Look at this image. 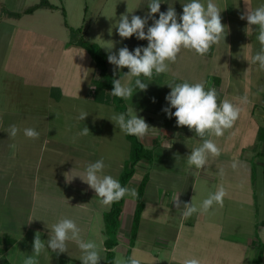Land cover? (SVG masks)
Here are the masks:
<instances>
[{"label":"rangeland","instance_id":"obj_1","mask_svg":"<svg viewBox=\"0 0 264 264\" xmlns=\"http://www.w3.org/2000/svg\"><path fill=\"white\" fill-rule=\"evenodd\" d=\"M40 1L42 0H0V118H2L3 122L18 118L20 126L34 128L40 135L43 133L41 136L39 135L38 139H35V142L38 145L42 142V139L45 142L44 148L52 146V149L49 152L39 147L35 152L43 150L49 160L53 161L55 158L54 163L57 164L58 172H65L66 168H68L67 165L70 163L62 158L59 152L54 150L52 141L55 140L56 136H52L49 131L68 134V149L76 147L78 152L81 150L86 151L87 149L91 150L92 148L97 150L93 157V163L103 159L106 165L105 170L109 169L110 171L104 174L111 175L119 180L130 159L132 147L127 134L122 132L110 118L114 114L123 112L117 110L112 104L89 100L88 95H85L89 86L94 99L96 88L91 78L97 77L98 72H96L94 59L86 49L78 45L67 46V42L71 39V33L65 25V21L75 29L83 26L85 38L99 43L108 54L109 50L107 48H112L111 52L117 56L122 47H128L130 51L134 52L136 47H147L148 41L137 39L135 35L131 38H121L117 24L119 18L124 14H128L129 19H131L132 15H138L141 18L148 16L150 11L147 7L148 0H48L55 5V8H39L32 14H23L20 18L11 17L4 13L5 10L22 12ZM216 1L222 2V0ZM226 1L231 7L234 5V0H223V3L225 4ZM162 2L161 12L166 13L169 6H173L179 18L183 14V3H187L189 0H162ZM202 2L206 4L207 1L202 0ZM219 2L218 4L220 5ZM249 2L252 6L251 9L264 4V0H249ZM221 6L223 7V5ZM155 18H159V13L155 14ZM153 23V19L149 18L146 31L147 27L152 26ZM244 23L246 25L237 27L236 31L244 35L247 41L249 38L250 46L233 54L231 84L228 95H224L222 90L221 92L217 91V93L220 99H227L239 105L242 109L241 116L236 124L232 129L226 131L230 135V145L233 147L235 143H238V138H241V131L243 129L246 130V127H248V135L242 136V138L245 137L246 147L251 148L250 146L255 142L257 151H264V142L258 144L255 132L257 126L260 128L264 124V70L259 69L258 63H252V57L259 51L261 45L256 39L257 26H250L247 30L249 27L248 21ZM179 61L190 62L189 60L180 59L179 56L175 65ZM108 65L114 70L118 69L121 72V69L116 68L110 62ZM193 65H198L199 67V64L195 63V61ZM194 67L192 66V68ZM192 68L189 67L187 72L190 77L193 76ZM203 69L206 70V67L204 66ZM125 70L128 69L126 68ZM112 73L116 74L117 72L112 71ZM238 74L244 75L243 77L247 79L244 83L245 86H243V92L238 85V78L240 77ZM88 80L90 81L88 82ZM52 84H61L64 91H66L59 100L55 98V96L58 98V94L55 96L51 94L49 85ZM147 84V90L139 91L137 89L134 91L132 98L128 100L122 99V104L126 107L129 106V110L132 111L133 115H138L144 119L146 116H144L145 114L140 107L137 106L139 104L144 107L150 106L154 108L162 105L170 107V103L166 100L170 91H163L160 84H151L150 82H147ZM131 86L134 87V85ZM217 86L215 77L211 76L206 89L217 88ZM244 97H247L246 103L242 102ZM256 104V116H254L256 119L253 118L251 120L249 117ZM160 110L164 112L163 107ZM172 111L174 113L175 109L173 108ZM81 113L88 114L85 120L80 118ZM171 119L175 121L176 117L173 115ZM85 127L89 129V133L81 135ZM178 127L180 128V126ZM50 135V143H46V141L48 142L46 138L47 136L49 138ZM198 139L201 138L197 137ZM71 141L76 145L71 144ZM239 142H242V140ZM94 144L97 145V148L94 147ZM199 146L197 144L196 147ZM251 150L248 154L249 158L247 157L248 162L237 165L233 171L235 175L232 178L233 180H228L232 185L230 189L240 190L241 195L243 194L245 197L250 194V188L253 190L255 203H249L250 199H244L243 202L240 201L236 206L227 204L229 214L238 216L237 219L244 215L243 220L245 221H249L252 218L255 219V217L264 218V155L258 153L257 156H254V150ZM31 154H33V151ZM245 154L247 156V153ZM177 155L175 157L178 159L177 163L179 164L176 167L179 168L174 169V172L167 173L165 177L168 175V178L166 177V179H170L176 184L184 183L186 185L187 183L191 185L195 179L197 181L199 177L206 174L204 169L198 172L197 169L190 168L188 173L184 172V165L186 164L184 162L188 157L184 156V154ZM83 168L85 169V166ZM211 168L210 170L212 171L213 167ZM136 169L137 173L145 174L144 164L138 163ZM252 169L255 175L253 182L250 173ZM145 170L150 171V167ZM212 173L214 174V171ZM219 175L215 182L225 179L228 174L221 170ZM203 177L205 178V176ZM133 180L134 177L129 181L127 188L137 191L138 183ZM242 181L243 184H240ZM246 181L249 182L250 186L246 184ZM12 189L14 188L8 189V197L12 196L14 192ZM96 198L98 200H95V203H98L100 208L102 204L99 197L95 196ZM126 198L133 203V200H131L133 197L126 196ZM7 202L5 204L0 201V242L3 249V252H0V264H5L6 260H9L6 257L8 253L4 251V248L9 247L13 239H17L20 234H25L21 242H18L11 252L15 258V263L11 261L12 264H23L24 258L31 256L34 251V247L31 249V230L27 227L28 205L25 204V211L27 210V212L21 210L18 213L14 212L13 205ZM97 212L102 214L104 212L103 208L101 207ZM12 215L16 218L12 219ZM227 223L229 229L233 228L231 227L233 220L230 217H227ZM94 225L97 227L94 228L89 241H94L98 245L100 251L103 252L101 264H106V252L102 250L101 243L102 239L108 238L105 233L104 216L94 220ZM159 225L160 223L157 220L154 222L149 221L146 230L143 229L141 232V238H145L151 243L152 252H156L157 243L162 242L161 238L163 237L160 236ZM234 228L238 232L230 231L228 238L242 239V242H248L249 239L256 238V241L259 242L257 234L252 233V229H248V227L240 229L238 221H236ZM26 229L27 231L24 232ZM187 229L188 227L181 231L183 235H185ZM1 230H4L5 233ZM190 235L191 233H189ZM187 238L185 240L181 238V244L188 243L186 242ZM164 239L165 242L172 240L171 234L165 235ZM123 245L122 243L117 250V260L120 261L127 260L126 254L122 252ZM252 248L254 250L250 248L247 252L246 260H248V264H251L252 254L258 253L257 247ZM49 252L52 253L51 250H48L37 258L38 264H66L70 260L65 253L58 255V253L54 252L53 262L47 258Z\"/></svg>","mask_w":264,"mask_h":264},{"label":"crops","instance_id":"obj_2","mask_svg":"<svg viewBox=\"0 0 264 264\" xmlns=\"http://www.w3.org/2000/svg\"><path fill=\"white\" fill-rule=\"evenodd\" d=\"M215 2L218 4L219 1L217 2L215 0ZM221 5H223V7ZM219 7L222 10V23L227 27L228 36L225 41H222L219 45L214 47L212 55L200 56L194 51L183 50L180 54V59L189 60V63L179 61L176 65L175 63L170 64V71L168 73L154 75L151 80L143 77H141V79L146 83L160 84L163 91L171 92V88L166 83H171L173 81L177 83L185 81L189 83L203 82L205 87H207L210 77L214 76L219 78L218 82L215 80L218 85L215 89L219 92L222 90L224 95H228L231 84V61L234 57L233 54L234 52L237 53L239 50L242 51L246 49L247 46H250L249 38L247 41L244 35L236 31V28L246 25L244 22H247V20L241 19V16L247 12L248 8L251 9L252 6L249 0H234V5H232V7L227 1L224 4L222 0ZM193 60L195 63L199 64V67L198 65H193ZM192 66L195 67L192 68ZM204 66L206 70L203 69ZM189 67L193 70L192 78L187 73ZM125 69H121V72H119L120 70H114V68L109 65V70H111V72L115 71L117 72L116 74L120 73L122 83L134 85L135 78L129 80L125 76L129 70ZM244 74L246 75V73ZM238 76H240L238 78V85L243 92V86H245L244 83L247 79L243 77L244 75L238 74ZM93 78L94 77H92L91 80ZM89 81L90 80H88V82ZM49 86L53 96L58 94V98L55 96L56 100H59L66 92L61 84H52ZM55 87H59L60 92L54 93L55 91H53V88ZM85 95H88L89 100L91 99L96 102L93 99V95H91L89 86ZM221 100L223 99L221 98ZM152 105H154V103H152ZM137 106H139L145 114L146 123L152 127L149 135L139 139L142 140L146 147L153 149V159L151 161L143 159L139 162L145 165V169L150 167V171L144 169L145 173L149 172L150 178L145 189V208L139 227L138 238L134 246H131L130 236L136 208V197L131 199L133 203L126 198L118 231V244L114 247L115 263L117 260V250L123 243L124 247L122 252L126 254V259L128 252L132 255L135 249L142 264H183V261L188 258H197L201 261V264H248V260H246L247 252L250 248L253 249L252 247H257L258 243H255L257 242L256 238L249 239L248 242H242V239L228 238V233L230 231L238 232V230L234 228V226H236V221H238L240 229L244 227L252 229V233H256L259 237V241L264 243V224L261 222L264 218L259 219L255 217V219L252 218L249 221H245L243 220V215L237 219L238 216H233L228 213L227 204L236 206L240 201L243 202L244 199H250L249 203H255V195L251 188L249 189L250 194L248 198L243 196V194L241 195L240 190L230 189L232 185L231 182H228V180L232 181V178L235 176L233 173L234 168L232 167L234 162H236L237 165L248 162V154L252 151L251 149L254 150V156H257L258 153H264L262 150L257 151L255 142L250 146L251 148L246 147L245 137L242 138V136L248 135L249 128L246 127V130L243 129L241 131V138H238V143H235L233 147L230 145V135L226 132L223 137H211L221 149V155L219 157L209 158V163L204 168L206 174L203 176H205V178L203 176L199 177V179L197 181L195 179L191 185L187 183L186 185L184 183L176 184V182L166 179L168 175L165 177L167 173L174 172V169L176 170L179 168L176 167L179 163H177L178 159L175 156H178L177 154H184V156L188 157L192 149L196 148L197 144H202V139L197 140L198 136L187 126L179 128L176 120L173 121L168 117L166 112L160 110L162 107L164 109L167 106L162 105L155 108L150 106L144 107L142 104ZM256 108L257 104L254 105L249 119L253 120V118H255ZM128 111L129 106H127V112ZM11 125H16L17 128L20 129L19 133L14 138L10 137L8 133ZM24 128L27 127L20 126L18 118L9 119L8 122H3L2 118H0V189H4L0 190L1 203L8 201L7 203L13 205V211L18 213H20L21 210L25 211V204L28 205L29 212L26 218L27 227L31 230V249L34 247V239L37 233H39L42 241L47 245V240L50 239L52 225L62 218L75 220L82 229L83 239L89 241L94 232V228L97 227L94 225V220H98L100 217L104 216L105 212L111 208V205H100V208L102 207L104 212H102V214L97 212V210L100 209L98 203H95V200H98L97 198L95 199L97 194L94 189L80 178L85 174V169L83 167L85 166L86 168L89 163H93V157L97 150L92 148L91 150L87 149L86 151L81 150L78 152L76 147H74V149H68V134H59L49 131L52 136H56L55 140L52 141V143H54V150L59 152L61 157L70 163L67 165L68 168H66L65 172H58L56 167L57 164L54 163L55 158L53 161L49 160L43 150H39L37 153L35 152L39 147L50 152L52 146L44 148L45 142L42 139V142L37 145L35 139L27 138L23 134ZM258 128L259 126H257L255 132L258 144H260L262 141H260L257 136ZM50 138L51 135L49 138L47 136L46 139H48V142L46 141V143H50ZM240 139L242 142H239L241 141ZM71 144L75 143L71 141ZM94 147L97 148V145L94 144ZM32 151L33 154H31ZM245 153H247V156ZM187 159L188 158H186L184 162V164L186 163L184 165V172L186 173L190 171V168L196 169L194 166L188 165ZM153 162H155L154 165H152ZM211 167H213L212 171H214V174L210 170L212 169ZM221 170H224L228 175L220 182H215L220 176ZM197 171L200 172L202 169H197ZM252 171L253 169L250 170L253 182L254 178ZM108 172H110L109 169L104 170V173ZM144 175L137 173L136 169L133 177L134 180L137 181L138 186ZM243 181L240 184H243ZM246 184L250 186L248 181H246ZM221 186L228 192L227 197L224 199L223 206L214 205L207 213L199 211L203 200L208 198L210 194L216 192ZM11 188H14L12 189L14 192L12 196L8 197V189ZM178 195L180 207H177L176 203H174V199ZM192 203L197 207L198 212L190 217L183 216V205ZM25 212H27V210ZM227 217L233 220L231 225L233 228L231 229L228 227ZM11 218L14 219L16 217L12 215ZM156 220L160 223V236L163 238H161L162 242L157 243L156 252H152L151 243L147 239L141 238V232L143 229L146 230L149 221L154 222ZM186 227H188V229L185 235H183L181 231ZM1 231L5 233L4 230ZM26 231L27 229L24 232ZM189 233H191L190 236ZM170 234L172 240L165 242L164 236ZM24 235L25 234H20L17 239H13L9 247L4 248V251L8 253L6 257L10 262H14L15 260L11 254L13 248L18 242H21ZM181 238L184 240L187 238L186 242L188 243L181 244ZM105 240L104 238L101 241L102 250L104 252L107 250ZM48 250L51 249H47L46 252ZM53 253V251L52 253L49 252L47 258L54 262L55 256ZM65 254L68 259L71 260L67 261L66 264H82L81 250L74 241L68 242V251L65 252ZM102 254L103 252L100 251V255ZM255 255L256 254H252L250 260L251 264H256L253 260ZM263 263L264 260L257 264Z\"/></svg>","mask_w":264,"mask_h":264},{"label":"clouds","instance_id":"obj_3","mask_svg":"<svg viewBox=\"0 0 264 264\" xmlns=\"http://www.w3.org/2000/svg\"><path fill=\"white\" fill-rule=\"evenodd\" d=\"M161 3H163L162 0H148L147 7L150 11L145 18L132 15L129 19L128 14L119 18L117 28L121 38H131L135 35L137 39L147 40L148 46L136 47L134 52L128 47H122L118 56L111 52L112 48L105 47L109 50L108 61L119 69L127 68L129 71L125 76L129 80L135 78L134 87L128 83H122L121 78L114 79L112 95L128 100L133 97L135 90H147L148 84L141 77L151 80L154 75L168 73L170 64L177 62L183 50L206 56L213 46L225 41L228 30L226 31L227 27L222 23V10L215 0H207L206 4L202 0H189L183 3V14L179 18L173 6H169L166 13L161 12ZM157 13H159L158 19L155 18ZM149 18L153 19L154 23L147 27L146 31ZM241 19L248 21L247 30L250 26H257L256 39L261 47L252 57V63H258L259 69L264 70V4L255 9L248 8ZM167 85L171 88L170 94L166 97L170 107L164 108L163 111L169 118L174 115L178 126H187L202 139V144L192 149L187 163L196 169H204L210 157L221 155V149L211 137H223L227 130L232 129L240 118L242 109L227 99L221 100L217 90L206 89L203 82L173 81ZM242 102L246 103L247 97L242 98ZM87 116V113H81L80 118L85 120ZM110 119L125 134L141 139L149 135L152 128L144 118L133 115L131 110L126 114H114ZM19 131L16 125H11L8 133L14 138ZM88 133L89 129L85 127L81 135ZM23 134L30 139H38L40 135L34 128H24ZM232 167L236 168L237 163L234 162ZM105 168L103 159H100L89 163L85 168L84 176H79L95 190L103 206L119 202L125 196L135 198L138 195L135 189L123 187L113 176L104 174ZM227 195L226 189L223 186L219 187L216 192L203 200L199 211L207 213L214 205L222 207ZM174 203L180 207L179 195L174 199ZM183 207L185 217L198 212L193 203L184 204ZM69 241H74L81 250L82 264H101L98 245L94 241L84 240L82 229L75 220L69 218H62L52 225L47 245L37 233L33 254L25 257L23 264H38L37 258L47 249H51L58 255L65 253L68 251ZM116 264H142V261L134 249L126 261L117 260ZM183 264H201V261L197 258H188L183 261Z\"/></svg>","mask_w":264,"mask_h":264},{"label":"trees","instance_id":"obj_4","mask_svg":"<svg viewBox=\"0 0 264 264\" xmlns=\"http://www.w3.org/2000/svg\"><path fill=\"white\" fill-rule=\"evenodd\" d=\"M48 7V8H55V5L49 2L48 0H42L39 3H36L28 8H26L22 12L17 11H9L5 10L4 13L11 17L20 18L23 14H32L39 8ZM65 25L69 28L71 33V39L67 42V46L78 45L84 49H86L92 56L95 61V67L98 72V76L92 79V83L94 84L96 91L94 100L101 103H109L115 106V108L123 113L127 112V107L122 104V98L112 95V91L114 90V79L120 78L119 74H114L109 70L108 65V53L102 48V46L94 41L88 40L83 35V26L78 27L75 29L74 27L70 26L67 21H65ZM214 47L210 50L207 55H212L214 51ZM215 80L218 82L219 78L215 77ZM53 91L60 92L59 87L53 88ZM127 138L131 141V156L129 161L127 162L125 169L122 171L119 182L121 186L127 187L129 181L134 176L136 172L137 164L146 159L151 161L153 159V149L146 147L143 142L133 135H127ZM258 139L264 142V124L260 126L258 132ZM261 154V153H259ZM264 154V153H262ZM149 172L145 173L143 176L139 186L136 196V208L134 212L132 227H131V236H130V244L134 246L139 233V227L141 224V219L143 215V211L145 208V201H144V194L147 183L149 181ZM255 177L253 171V178ZM126 196L121 199L119 202H114L111 204V208L105 212L104 214V221H105V233L107 234L108 238L105 240L106 246V264H114L115 263V250L114 247L118 244V231L120 228V220L121 214L123 212L124 204H125ZM264 224V220L261 221ZM12 241V240H11ZM258 245V253L254 257V261L256 263H260L263 260L264 254V243L262 241L257 242ZM0 252H3L1 248L0 242ZM130 253L127 254V259L130 257ZM5 264H12L10 261L6 260Z\"/></svg>","mask_w":264,"mask_h":264}]
</instances>
